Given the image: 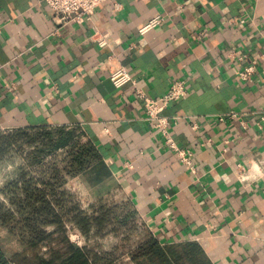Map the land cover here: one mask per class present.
<instances>
[{"label": "crops", "instance_id": "crops-1", "mask_svg": "<svg viewBox=\"0 0 264 264\" xmlns=\"http://www.w3.org/2000/svg\"><path fill=\"white\" fill-rule=\"evenodd\" d=\"M117 1L59 28L42 0H0V128H72L91 147L77 176L94 201L119 193L161 244L197 242L210 264H264V0ZM95 27L108 45L89 39ZM121 66L151 95L186 80L165 113L197 174L131 84L110 80Z\"/></svg>", "mask_w": 264, "mask_h": 264}, {"label": "trees", "instance_id": "trees-1", "mask_svg": "<svg viewBox=\"0 0 264 264\" xmlns=\"http://www.w3.org/2000/svg\"><path fill=\"white\" fill-rule=\"evenodd\" d=\"M25 129L15 128L16 137L0 129V164L13 162ZM78 148L72 162L82 169L91 147L80 143ZM0 193V226L19 245L9 253L0 243V264H210L197 242L161 244L138 224L129 201L101 200L83 209L65 196L66 189L51 186L25 164L16 166ZM70 226L87 241L107 233L123 236L107 249L80 246L70 239Z\"/></svg>", "mask_w": 264, "mask_h": 264}, {"label": "rangeland", "instance_id": "rangeland-1", "mask_svg": "<svg viewBox=\"0 0 264 264\" xmlns=\"http://www.w3.org/2000/svg\"><path fill=\"white\" fill-rule=\"evenodd\" d=\"M71 131L72 128L55 129L40 127L25 129L22 138L16 142L18 151L13 158V162L0 164V188L13 175L17 165L25 164L35 176L51 186L66 189L67 194L65 196L72 202L79 204L83 209H87L92 203H97L101 200L126 201L122 195L116 192H110L101 199L96 198L98 199L97 201L92 199L93 197L83 185L82 180L77 176L80 167H73L72 162L73 151L79 152L78 145L80 146V143L83 144L86 141H84L80 133ZM14 133L15 131H12L9 134H13L16 137L17 135ZM137 222L138 224L143 223V220L138 215ZM69 228L70 239L82 246L89 244L107 249L123 236L122 234L117 236L114 233H107L102 237H94L87 241L79 230L72 226ZM136 234L134 233L133 235L135 239L138 235ZM0 243L9 253L19 247L16 240L1 226ZM122 249L126 250V247Z\"/></svg>", "mask_w": 264, "mask_h": 264}, {"label": "built area", "instance_id": "built-area-1", "mask_svg": "<svg viewBox=\"0 0 264 264\" xmlns=\"http://www.w3.org/2000/svg\"><path fill=\"white\" fill-rule=\"evenodd\" d=\"M51 8L54 12V20L58 26L64 27L72 23H84L86 21H92L94 14L102 4L110 1L113 2L114 9H120L122 3L117 0H42ZM165 20V15L157 11L143 26L139 28L140 34H145L149 30L161 25ZM58 28V29H59ZM92 41H95L100 46H106L109 44V36L106 33L101 32L97 27L95 31L89 37ZM243 59V56L240 57ZM255 64L250 63L248 65L241 66L237 70L239 78L243 81H249L252 74L255 72ZM110 80L117 88H121L126 84H131L133 92L137 98H139L145 109L146 119L149 120L154 127H156L161 135L163 143L175 152L182 164L188 167L193 174L198 173V168L193 159V150L190 147H184L178 144L175 139L171 126L175 122L176 118L172 115H167L165 110L170 106L172 102L185 98L188 94L186 86V80L175 77L171 80L170 85L166 92L160 95H151L149 92L139 84L134 78L131 72L126 66H121L117 70L109 74ZM235 116V113L231 114ZM220 119H223L222 117ZM194 128L197 124L194 123ZM6 133L12 132L15 128H0ZM86 141V139H84ZM241 167V164H239ZM239 179L247 180L248 176L239 170ZM79 236V234H77ZM82 246V245H80Z\"/></svg>", "mask_w": 264, "mask_h": 264}]
</instances>
